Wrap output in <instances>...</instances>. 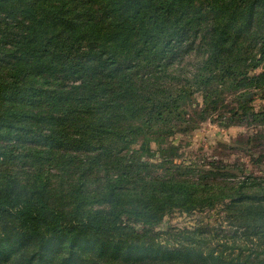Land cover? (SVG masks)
Here are the masks:
<instances>
[{"label":"trees","instance_id":"16d2710c","mask_svg":"<svg viewBox=\"0 0 264 264\" xmlns=\"http://www.w3.org/2000/svg\"><path fill=\"white\" fill-rule=\"evenodd\" d=\"M263 65L264 0H0V249H24L0 264H264V175L168 142L220 109L263 126ZM218 206L223 239L255 232L157 231Z\"/></svg>","mask_w":264,"mask_h":264},{"label":"rangeland","instance_id":"374dc122","mask_svg":"<svg viewBox=\"0 0 264 264\" xmlns=\"http://www.w3.org/2000/svg\"><path fill=\"white\" fill-rule=\"evenodd\" d=\"M264 71V65L259 72ZM245 92V91H242ZM256 95L252 93V97L245 100L242 99L247 108L253 109L255 112H264V92L255 91ZM249 94V93H248ZM200 104L203 102L201 96L197 97ZM223 106L226 107L222 113L228 114L234 108H238V96L235 97L230 93L226 94V101ZM242 110V109H241ZM221 112V109L218 111ZM214 112L213 117H210L205 122L201 123L200 127L191 132L178 131L175 136L168 139V142L174 143L178 146L176 162L188 166L200 165L210 167L212 164H226L240 173L243 169L246 174H253L255 176L264 175V125L259 126L253 124L250 118L243 121H237L235 124L229 125L226 118L219 119ZM240 112V110H239ZM153 151L157 147L153 145ZM263 156L262 158H260ZM161 160L160 155L158 156ZM157 157V161H160ZM257 160H260L259 163ZM222 224L223 228H218ZM264 222L259 225H263ZM197 229L202 228L204 231L203 238L207 243L205 251L222 249L224 245H231L234 242L241 243L244 237L252 235L255 228L243 229L230 239H223L226 233H233L227 231L228 223L225 220V213L222 207H217L215 210L206 209L198 211L192 215L184 214L181 211H175L168 214L161 224L158 226V233L161 237L170 240V244H175L174 234L165 236V232L170 229ZM215 228L217 230H215ZM214 229V233L211 230ZM224 230L226 231L225 233ZM223 240V241H222ZM24 249L15 246H2L1 252H12L21 255ZM91 256V254H88ZM92 257V256H91ZM21 259L25 257H20Z\"/></svg>","mask_w":264,"mask_h":264},{"label":"water","instance_id":"95a60500","mask_svg":"<svg viewBox=\"0 0 264 264\" xmlns=\"http://www.w3.org/2000/svg\"><path fill=\"white\" fill-rule=\"evenodd\" d=\"M252 97V94H249L246 96V99H250Z\"/></svg>","mask_w":264,"mask_h":264}]
</instances>
